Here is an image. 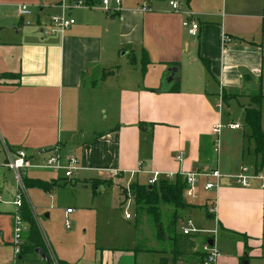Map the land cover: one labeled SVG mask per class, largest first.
Wrapping results in <instances>:
<instances>
[{"label": "crops", "instance_id": "obj_1", "mask_svg": "<svg viewBox=\"0 0 264 264\" xmlns=\"http://www.w3.org/2000/svg\"><path fill=\"white\" fill-rule=\"evenodd\" d=\"M74 1L0 0V74L14 75L0 80V264L13 259L15 184L5 162L19 148L42 159L55 146L77 157L74 179L49 169L31 168L26 175L58 185L43 191L50 201L81 185L96 199L114 188L121 205L118 188L128 179L145 184L151 171L216 169L226 179L217 190L200 186L194 200L185 199L204 207L205 199L214 197L213 226L238 242L237 255L221 254L218 264H238L244 242L251 253L264 250V187L255 179L247 186L231 180L243 167L253 172L258 156L245 123L230 117L232 102L264 96V0H178L179 12L171 11L168 0H121L115 14L106 13L99 0L87 6H73ZM144 2L147 9L141 8ZM21 4L32 10L29 17L19 16ZM62 12L74 24L62 33H46L48 17ZM188 16L199 25L195 38L183 26ZM170 67L177 71L173 85L166 86ZM245 108L239 109L243 117ZM260 110L264 133V97ZM218 122L240 128L223 127L215 143L211 130ZM257 173L264 175V166ZM175 179L162 177L169 183ZM95 181L99 189L93 195ZM42 234L57 260L90 264L67 260ZM104 249L98 254L124 250ZM24 258L26 264H48L36 251ZM108 260L99 264H113Z\"/></svg>", "mask_w": 264, "mask_h": 264}, {"label": "rangeland", "instance_id": "obj_2", "mask_svg": "<svg viewBox=\"0 0 264 264\" xmlns=\"http://www.w3.org/2000/svg\"><path fill=\"white\" fill-rule=\"evenodd\" d=\"M227 96L222 95L224 101L227 100ZM253 96L237 100L238 104L232 102L230 117L244 122L243 114L239 109L252 107L254 103L251 100L256 99ZM224 117L228 118L227 115ZM32 164L35 169H43L41 168L42 159L34 158ZM134 185L141 184L134 181L129 185L123 183L118 188L122 195L121 205L117 203L118 192L116 193L114 188L107 190L103 196L96 199V197H91V194L89 196L88 188L81 185L69 186L52 201L42 190L26 191L40 229L47 235V239L53 247L72 262L79 260V262L99 264V262L109 259V263L113 264H159V259L165 258L167 262L164 264H196L193 259L194 253L201 252L202 244L208 242L211 236L215 237L216 246L223 257L230 259L237 255L238 242L234 238L222 234L217 227L215 235L201 228V226L214 228L209 216L205 215V206L187 202L188 208L182 211L183 208L176 210L175 206L168 202H159L156 207H151L150 204H141L131 198L130 218H125L126 199L130 198L129 194L134 197ZM183 199L186 201L184 197ZM26 201L29 202L28 199ZM67 208L73 212L66 213ZM174 210L177 211L178 219L175 231L170 233L167 224L169 216ZM156 212L159 213V219L155 221ZM188 217L194 221L201 232L194 236H188L187 245L182 249L183 255L175 257L171 238L174 234L180 233L181 222H184ZM66 218L69 221L68 227L65 225ZM159 229L161 232L158 231ZM159 233L160 236H158ZM104 247H121L124 250L107 249L108 254L101 256L98 253L103 252ZM134 249H136V253ZM258 250L257 253H251L250 249L245 248L241 252V256L261 254V257H248V264H264V250ZM50 254L54 259L53 254L51 252ZM100 257L103 261H100ZM25 259H21L20 263L26 264Z\"/></svg>", "mask_w": 264, "mask_h": 264}, {"label": "built area", "instance_id": "obj_3", "mask_svg": "<svg viewBox=\"0 0 264 264\" xmlns=\"http://www.w3.org/2000/svg\"><path fill=\"white\" fill-rule=\"evenodd\" d=\"M99 4L102 9L108 14H115L120 9L121 0H99ZM84 5L87 6V0H77L74 1L73 6ZM167 5L173 12H179L181 8V4L178 0H168ZM142 9H147V5L144 2L141 6ZM18 14L20 17L26 18L32 14V10L29 6L25 4H21L18 7ZM26 24H30L29 20L25 21ZM74 24V19L64 14L63 12L60 14L50 15L47 19V23L45 24L44 31L46 33L54 34V33H62L67 28ZM183 26L186 28L188 35L191 37H197L199 32V25L196 20L192 19L188 16L184 22ZM227 41L228 38L224 37V41ZM218 107L221 106L219 102L217 104ZM223 127H228L231 129H238L240 125L238 123H216L212 127V134L215 136L214 142H217L216 136L219 134L220 130ZM183 153H179L176 155V160L178 162L182 161ZM34 159V155L29 154L26 149L19 148L14 152L9 154L8 160L5 162V167L11 170L13 174V180L15 184V193L14 198L11 201L13 205L12 211V246H13V259L12 264H21V258L19 256L20 247L23 242V233L27 227L26 223L23 221L21 217V207L24 200H27L26 194V186L24 183V179L27 175V170L31 168H35L32 164V160ZM41 168L49 169L54 173L62 172L65 178L71 179L73 178L75 172L79 169L78 159L74 154L71 153H62L58 146H55L45 152L42 158ZM139 172V170L133 171ZM163 176L167 177H181L182 183H184L185 187L183 189V197H187L188 199L194 200L197 197L198 187L202 186L204 191H213L217 190L222 185V179L224 178L222 174H220L216 169H204L199 171H179L177 173L173 172H160V171H151L149 172V176L144 185L151 186L159 182ZM255 179L261 182V187H264V175L261 173H257L255 171L248 173V169L243 167L241 168V172L236 177H233L232 182L235 184H239L241 186H247L249 184V180ZM230 178H227L229 181ZM131 179H128L125 183L128 185L131 184ZM128 189V187H127ZM129 199H126V209L124 212L125 218L129 219V206L131 203V198L133 201L135 199L129 194ZM2 197L0 195V201ZM136 200V199H135ZM205 215L209 216V218L213 219V214H215V198L205 199ZM71 211L70 208L66 209V213ZM66 227L69 226V221L65 220ZM180 234L185 236H194L199 234L201 230L196 226L194 221L188 217L184 222H181L180 225ZM214 235L216 233V226H214L211 231ZM202 260L200 264H218V260L221 256L220 251L213 245H209L208 242L202 244ZM55 263V262H54ZM56 264V263H55Z\"/></svg>", "mask_w": 264, "mask_h": 264}, {"label": "trees", "instance_id": "obj_4", "mask_svg": "<svg viewBox=\"0 0 264 264\" xmlns=\"http://www.w3.org/2000/svg\"><path fill=\"white\" fill-rule=\"evenodd\" d=\"M97 0H87V2H95ZM141 71L145 73L146 66L148 64L147 58L143 55L142 57ZM206 69L209 71V65L206 60H203ZM9 76H14L10 73L0 74V80L7 78ZM173 85V83H172ZM173 90L172 87L166 90ZM256 99L251 101L255 104V107L245 108L244 110V123L248 128V134L246 137L253 143V153L258 156V162L255 165L254 171L259 172L264 166V133L261 129V110H260V100L264 97L261 93L254 95ZM253 96V97H254ZM24 183L26 188H38L44 192H50L52 189L58 187L54 181L45 182L38 179L25 178ZM185 185L181 181V177L176 176L173 183L166 182L165 180H159L158 183L151 186L146 185H134L135 189V199L141 204H150L151 207H156L159 202H168L175 206L176 210L178 208H186L189 204L183 199V189ZM92 194L95 195L99 189V183L97 181L91 183ZM174 210L169 216L167 229L170 233L175 231L176 221L178 219L177 211ZM21 217L23 221L27 224V227L23 233V242L20 247V258L28 253L36 251V249L42 250L48 257V264H72L64 260H57L51 257L49 248L46 245L42 231L37 224L34 217L32 206L26 200L23 201L21 207ZM159 219V213H155V221ZM161 232V230H158ZM160 236V233L158 234ZM173 240L174 248L173 252L175 257H180L183 255L182 249L185 248L188 242V236L182 234H174L171 238ZM210 239H213L211 236ZM191 244V243H190ZM244 247L247 249L246 242H244ZM193 259L196 264H200L202 260V252H196L193 255ZM248 259L247 254L239 258V264L242 260ZM249 260V259H248ZM55 262V263H54ZM165 258L159 259V264L166 263Z\"/></svg>", "mask_w": 264, "mask_h": 264}, {"label": "water", "instance_id": "obj_5", "mask_svg": "<svg viewBox=\"0 0 264 264\" xmlns=\"http://www.w3.org/2000/svg\"><path fill=\"white\" fill-rule=\"evenodd\" d=\"M177 71L176 67H170L168 68V76L166 77V79L164 80V85L168 86L172 84V81L175 78V73ZM168 89V88H167ZM222 180H226V179H222ZM209 245H213V239H209L208 240ZM36 252H38L46 261H48V257L47 255L40 249H36ZM241 264H248V261L246 259L242 260Z\"/></svg>", "mask_w": 264, "mask_h": 264}]
</instances>
